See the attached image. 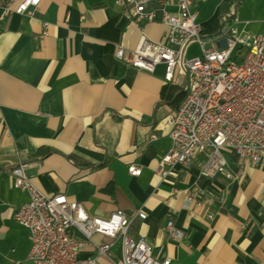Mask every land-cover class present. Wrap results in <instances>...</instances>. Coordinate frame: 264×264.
Returning <instances> with one entry per match:
<instances>
[{
	"label": "crops",
	"instance_id": "obj_1",
	"mask_svg": "<svg viewBox=\"0 0 264 264\" xmlns=\"http://www.w3.org/2000/svg\"><path fill=\"white\" fill-rule=\"evenodd\" d=\"M160 1L147 6L152 23H131L116 0H41L31 15L0 19V264H30L29 231L13 220L14 209L29 200L12 186L19 164L44 195L63 194L90 216L143 213L129 234L143 239L155 259L264 264V158L254 165L227 150L224 172L211 178L201 174V157L164 179L157 173L171 147L166 119L180 105L185 78L167 83L163 65L147 73L115 51L132 52L141 36L164 41L162 9L175 15L177 8L176 0L164 8ZM192 10L206 37L219 32L224 14L239 29L264 34V0H196ZM131 165L141 169L138 177L128 173ZM196 191L214 201L188 205ZM170 225L179 236L169 234ZM101 243L111 244L108 256L97 255ZM88 258L120 264V242L93 237L78 254Z\"/></svg>",
	"mask_w": 264,
	"mask_h": 264
},
{
	"label": "built area",
	"instance_id": "obj_2",
	"mask_svg": "<svg viewBox=\"0 0 264 264\" xmlns=\"http://www.w3.org/2000/svg\"><path fill=\"white\" fill-rule=\"evenodd\" d=\"M155 1L116 0V4L131 23H152L155 14L148 12L147 6ZM195 1L176 0L175 15L162 9L160 22L167 28L162 43L141 36L132 52L122 48L115 51L119 61L147 73L163 65L167 83L177 84L179 77L185 78L180 105L166 119L171 147L157 168L163 179L176 166H190L196 157L203 160L201 174L211 178L224 172L227 150L254 165L264 158V34L239 29L232 15L224 14L219 17V32L206 37L192 10ZM40 2L0 0V19L12 14L31 15ZM168 4L166 0L159 2L163 8ZM193 44L198 55L188 58V48ZM26 167L15 166L11 177L13 188L29 195L26 203L14 209L13 220L29 231L30 264H98L96 258L78 259L93 237L118 240L120 264H171L170 259H155L143 239L129 234L132 219H145L143 213L129 217L117 210L107 218L90 216L80 203L69 201L63 194L44 195L30 182ZM127 170L132 177L141 174L135 165ZM213 201L203 191L186 197L187 204L196 208ZM206 217L212 221L215 214ZM167 230L173 237L180 235L172 225ZM110 247L109 243L97 245V255L108 256Z\"/></svg>",
	"mask_w": 264,
	"mask_h": 264
},
{
	"label": "rangeland",
	"instance_id": "obj_3",
	"mask_svg": "<svg viewBox=\"0 0 264 264\" xmlns=\"http://www.w3.org/2000/svg\"><path fill=\"white\" fill-rule=\"evenodd\" d=\"M193 55H198V49L196 45L188 50V58H190V56L192 57Z\"/></svg>",
	"mask_w": 264,
	"mask_h": 264
}]
</instances>
